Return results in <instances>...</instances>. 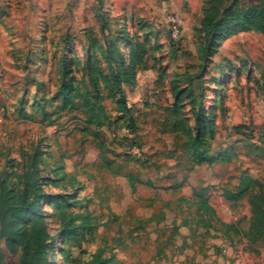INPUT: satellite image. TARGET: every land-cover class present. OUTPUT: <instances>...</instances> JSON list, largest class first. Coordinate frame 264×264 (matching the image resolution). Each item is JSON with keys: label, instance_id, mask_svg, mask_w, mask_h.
Segmentation results:
<instances>
[{"label": "rangeland", "instance_id": "1", "mask_svg": "<svg viewBox=\"0 0 264 264\" xmlns=\"http://www.w3.org/2000/svg\"><path fill=\"white\" fill-rule=\"evenodd\" d=\"M258 2L0 0V186L22 189L21 162L36 153L42 192L75 194L71 210L86 206L96 226L81 248L71 246L60 234V212L44 195L48 264H96L97 252L106 264H264V246L244 237L247 198L232 205L223 196L242 173L264 190V35L238 30L225 37L204 28L213 4L220 14ZM133 51L142 63L134 83L122 85L130 112L102 101L116 122L97 128L78 111L49 118L37 112L39 103L53 111L45 99L58 95L63 78L90 88L91 68L103 89L108 66L119 68ZM199 103L210 164H196L188 144ZM193 190L207 197L215 216L197 211ZM5 226L0 264H17L30 241L11 240Z\"/></svg>", "mask_w": 264, "mask_h": 264}, {"label": "trees", "instance_id": "2", "mask_svg": "<svg viewBox=\"0 0 264 264\" xmlns=\"http://www.w3.org/2000/svg\"><path fill=\"white\" fill-rule=\"evenodd\" d=\"M210 15L204 20V28L207 32L213 31V35H231L236 31H256L264 35V0L258 3L236 8L233 5L228 6L220 14L217 12L215 5L210 7ZM142 63V54L140 52H131L127 63L122 58L119 68L113 69L108 66V77H104V87L100 89L97 84L96 71L91 68L89 72V86L83 84L82 81L72 77L68 81L64 78L61 80L59 92L56 97L46 98L50 104L54 105L52 112H48L45 104L39 105V113L45 118H49L51 114H60L65 110L78 111L84 118V123L97 128H104L111 125L117 120L111 122L104 108L103 99H112L116 105L117 113H129L130 108L126 105L125 92L122 85H132L135 81L136 70ZM88 67V64H86ZM108 85V86H107ZM82 86V87H80ZM81 88L83 91H81ZM106 91V95L103 94ZM57 101L56 104L54 102ZM199 108L194 112L193 118L195 122H199V126L192 128L188 133V144L192 148V157L196 164H210L212 158L206 149L205 134L208 121L203 119L204 111L201 103ZM29 117L28 113L24 114ZM118 115L117 118H119ZM132 122V121H131ZM130 132H133V123L127 126ZM21 179L23 180L22 189L14 193L7 190L4 183L0 186V236L3 233L4 225L8 230L11 240L22 244V239L26 238L30 241L29 245H22L23 253L17 264H48V253L46 250V240L49 238L47 226L43 221L40 213V200L45 195L42 192L40 183L37 180L38 162L37 154L29 155L27 159L21 162ZM131 190H135V177H128ZM141 184L151 186L150 181H138ZM205 190L202 188L201 191ZM14 194V195H13ZM48 200L53 203L55 209L60 212L62 218V230L60 234L64 241L69 242L71 246L81 248L82 243L86 242L87 235L92 236L96 230V226L92 223L90 214L86 208L84 211H73L72 207L79 202L75 194L61 196L58 194H46ZM192 204L198 212L215 216L214 209L210 206L207 197L200 191H192ZM224 198L230 203L235 204L243 198H247L250 206V218L247 231L244 233L245 239L250 244L264 246V190L257 180L249 174L242 173L238 179V184L234 190H225ZM74 202V203H73ZM203 227H209L207 221H202ZM228 230L233 229L232 224H224ZM32 250L31 257L25 247ZM85 251H81L84 253ZM99 252L95 254L96 264H106L109 259H101Z\"/></svg>", "mask_w": 264, "mask_h": 264}, {"label": "built area", "instance_id": "3", "mask_svg": "<svg viewBox=\"0 0 264 264\" xmlns=\"http://www.w3.org/2000/svg\"><path fill=\"white\" fill-rule=\"evenodd\" d=\"M177 34H178V30L173 29L172 33H171L172 37L175 38L177 36Z\"/></svg>", "mask_w": 264, "mask_h": 264}]
</instances>
